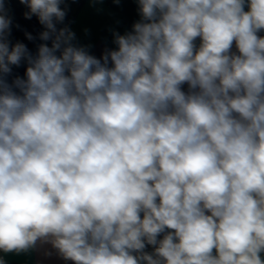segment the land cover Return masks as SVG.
I'll use <instances>...</instances> for the list:
<instances>
[{"label":"clouds","instance_id":"obj_1","mask_svg":"<svg viewBox=\"0 0 264 264\" xmlns=\"http://www.w3.org/2000/svg\"><path fill=\"white\" fill-rule=\"evenodd\" d=\"M136 2L98 58L65 0H19L35 55L0 0V253L264 264V0Z\"/></svg>","mask_w":264,"mask_h":264},{"label":"crops","instance_id":"obj_2","mask_svg":"<svg viewBox=\"0 0 264 264\" xmlns=\"http://www.w3.org/2000/svg\"><path fill=\"white\" fill-rule=\"evenodd\" d=\"M66 4L74 14L67 26L76 34L79 44L91 45L90 53L98 58L105 48H115L113 31L123 35L131 31L133 23L139 19L136 0H119L118 3L115 0H66ZM260 35L264 36V32ZM0 254L7 264H72L56 255L44 258L38 251Z\"/></svg>","mask_w":264,"mask_h":264},{"label":"trees","instance_id":"obj_3","mask_svg":"<svg viewBox=\"0 0 264 264\" xmlns=\"http://www.w3.org/2000/svg\"><path fill=\"white\" fill-rule=\"evenodd\" d=\"M5 2L10 8V14L13 17L12 33L10 37L11 43H24L29 51L35 55L37 52V45L42 43V41H40L38 38V34L44 30L43 26L39 24L38 19L35 16H33L31 19H26L24 17V12L27 11V9L24 5L19 3V0H5ZM61 6L63 7L64 5L62 4ZM73 16V12L68 10L64 24L58 25V27L68 25L72 21ZM16 25L19 27H16ZM25 32L32 34L34 37H36V39L34 41H29L25 36ZM47 43L50 45V41ZM26 66V63L24 62H22L19 67L13 66V75H19L23 77Z\"/></svg>","mask_w":264,"mask_h":264},{"label":"built area","instance_id":"obj_4","mask_svg":"<svg viewBox=\"0 0 264 264\" xmlns=\"http://www.w3.org/2000/svg\"><path fill=\"white\" fill-rule=\"evenodd\" d=\"M0 256H3L2 254H0ZM4 258V257H3Z\"/></svg>","mask_w":264,"mask_h":264}]
</instances>
